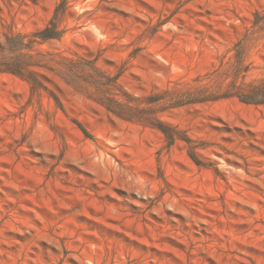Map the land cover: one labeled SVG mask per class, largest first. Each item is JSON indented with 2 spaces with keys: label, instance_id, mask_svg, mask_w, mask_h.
Returning a JSON list of instances; mask_svg holds the SVG:
<instances>
[{
  "label": "rangeland",
  "instance_id": "1",
  "mask_svg": "<svg viewBox=\"0 0 264 264\" xmlns=\"http://www.w3.org/2000/svg\"><path fill=\"white\" fill-rule=\"evenodd\" d=\"M238 44L260 81L264 0H0V264H264V105L153 106L169 147L96 100L214 91Z\"/></svg>",
  "mask_w": 264,
  "mask_h": 264
},
{
  "label": "trees",
  "instance_id": "2",
  "mask_svg": "<svg viewBox=\"0 0 264 264\" xmlns=\"http://www.w3.org/2000/svg\"><path fill=\"white\" fill-rule=\"evenodd\" d=\"M50 25L52 27L45 28L36 37L41 41L59 39L61 36L54 22H51ZM20 45H25L22 38ZM221 68H223V64L212 74L216 76L214 83L216 89L214 91L209 90L208 83H204L203 80H196L195 85L181 86L178 89L167 88L162 94L149 96L143 101L132 98L127 94H122L124 100H120L117 96L110 95V92H105V95L99 96L96 100L122 120L138 121L156 127L164 134L168 146L171 147L176 140V131L155 118V108L153 106L160 105L162 110H168L184 105L232 98L243 104L264 105V78L258 82H246L250 68L244 64L243 51L239 44L236 46L233 65L226 70ZM99 91L103 92L101 89ZM143 104L145 107H141ZM82 131L85 134L87 133L84 129ZM190 157L195 160L192 154H190ZM195 161L198 163L197 160Z\"/></svg>",
  "mask_w": 264,
  "mask_h": 264
}]
</instances>
